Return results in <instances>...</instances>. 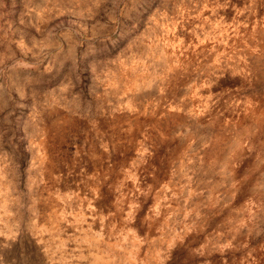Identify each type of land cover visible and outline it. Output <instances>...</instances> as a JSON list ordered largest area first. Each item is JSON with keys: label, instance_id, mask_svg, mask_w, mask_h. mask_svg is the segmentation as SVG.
<instances>
[{"label": "rangeland", "instance_id": "1", "mask_svg": "<svg viewBox=\"0 0 264 264\" xmlns=\"http://www.w3.org/2000/svg\"><path fill=\"white\" fill-rule=\"evenodd\" d=\"M0 264H264V0H0Z\"/></svg>", "mask_w": 264, "mask_h": 264}]
</instances>
